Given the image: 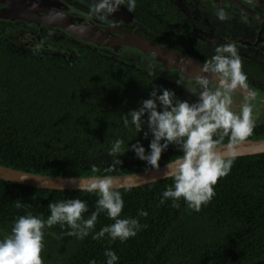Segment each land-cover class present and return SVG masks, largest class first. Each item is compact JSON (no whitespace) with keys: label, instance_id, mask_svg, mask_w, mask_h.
<instances>
[{"label":"trees","instance_id":"16d2710c","mask_svg":"<svg viewBox=\"0 0 264 264\" xmlns=\"http://www.w3.org/2000/svg\"><path fill=\"white\" fill-rule=\"evenodd\" d=\"M123 66L87 49L65 62L15 52L0 38V165L62 177L152 169L129 150L118 157L119 165L104 172L114 162L108 149L117 137L124 147L139 141L148 150L150 137L131 126L125 128L121 116L139 107L154 86L166 88ZM167 89L178 99L193 102L184 92ZM259 136L252 132L245 140ZM180 155L169 145L159 166ZM92 165L96 173L91 172ZM171 184L170 177L118 190L124 201L120 218L134 217L146 225L126 241L110 240L107 234L92 239L93 232L113 222L103 212L83 239L68 236L67 225L46 226L40 252L43 264H89L91 260L105 264V249L117 254L116 264H264V154L236 157L230 172L218 178L212 199L198 212L183 199L177 206L170 199L160 203ZM68 198L87 203L85 219L96 208L93 192L36 189L0 179V238L9 233L17 216L31 212L46 219L49 202ZM17 199L30 207L17 209ZM139 210L147 211V216L140 217Z\"/></svg>","mask_w":264,"mask_h":264},{"label":"clouds","instance_id":"9594fccd","mask_svg":"<svg viewBox=\"0 0 264 264\" xmlns=\"http://www.w3.org/2000/svg\"><path fill=\"white\" fill-rule=\"evenodd\" d=\"M122 2L90 0L89 13L106 18L116 12ZM135 5L136 0H127L129 11ZM217 18H226L223 10L217 13ZM201 72L216 79L204 75L185 81L183 87L196 97L194 102L178 99L172 90L154 86L139 107L122 114L125 128L131 126L138 134L150 137L148 150L139 141L124 147V141L117 137L108 149V155L115 157L114 162L104 170L105 173L111 172L121 163L118 157L129 150L145 166L156 169L162 152L174 145L181 155L171 161L169 175L172 184L162 192L160 203L170 199L173 206H177V201L183 199L189 209L197 212L214 196L218 178L230 172L236 155L233 146L252 134L259 115L257 105L264 106V95L249 86L246 74L241 71V59L234 43L216 46L214 54L203 62ZM176 83L180 85L181 81ZM238 92L239 106L234 108V97ZM225 136L228 137L227 157L216 150ZM91 172H97L95 165L91 166ZM84 190L97 195L96 208L86 219L82 213L88 211V205L77 198L49 202L46 219L41 218L42 214L33 215L31 212L17 216L9 233L0 238V264H43L40 252L42 230L46 226L59 224L64 228L67 225L68 236L83 239L92 232L98 214L103 212L113 222L93 232L92 239L107 234L110 240L119 239L121 242L135 237L142 227H146L137 218H120L124 201L120 191L113 187L110 175L93 176L92 183ZM15 207L27 209L30 206L17 199ZM138 215L145 217L147 211L139 210ZM104 256L105 264L118 261L117 254L111 249H105ZM89 264H95V261L91 260Z\"/></svg>","mask_w":264,"mask_h":264},{"label":"flooded vegetation","instance_id":"af4514ba","mask_svg":"<svg viewBox=\"0 0 264 264\" xmlns=\"http://www.w3.org/2000/svg\"><path fill=\"white\" fill-rule=\"evenodd\" d=\"M60 1L124 31L178 50L202 63L214 54L216 46L234 43L241 59V71L247 76V83L264 95V0H136L131 11L127 8V0H123L119 9L106 18L89 13L90 0ZM4 2L6 0H0V9L4 7ZM220 10L224 11V20L217 18ZM35 25L36 22L28 27L25 21L20 20L17 23L0 21V38L15 52H32L64 62L72 61L83 49L95 52L51 34L43 26L37 28ZM27 30L35 37L25 36ZM31 45L40 48L27 50ZM51 50L56 51V54L49 52ZM123 67L130 72L150 76L166 88L184 92L190 101L194 102L196 99L183 87L181 75L170 74L157 78L138 67ZM177 80L181 81L180 85L176 83ZM236 96L234 108L239 106L240 96ZM257 108L259 115L256 117L253 132L254 135L260 134L257 138L264 139V106L257 105Z\"/></svg>","mask_w":264,"mask_h":264},{"label":"water","instance_id":"95a60500","mask_svg":"<svg viewBox=\"0 0 264 264\" xmlns=\"http://www.w3.org/2000/svg\"><path fill=\"white\" fill-rule=\"evenodd\" d=\"M3 5L4 7L0 9V21L9 23H17L18 20L25 21L28 27L36 22L37 28L43 26L51 34L88 47L124 65L141 68L151 76L162 78L164 75L170 74L181 75L184 83L204 75H207L211 80L216 79L211 74L201 72L203 63L199 60L168 46L153 42L146 37L124 31L96 19L60 0H6ZM28 35L35 37L33 33L27 30L25 36ZM56 40H52V42L55 43ZM10 42L15 44L12 39ZM39 48L31 45L27 50ZM49 52L56 54L54 50ZM226 145L227 143L221 144L216 149L225 157L228 154ZM232 151L236 154L235 158L264 154V139L243 140L234 145ZM171 170L172 164L169 162L156 169L110 176L113 180V187L120 190L138 188L170 178ZM92 177L41 175L0 165L1 180L36 189L86 191L84 189L92 183Z\"/></svg>","mask_w":264,"mask_h":264}]
</instances>
